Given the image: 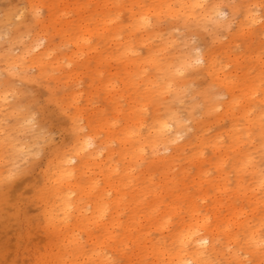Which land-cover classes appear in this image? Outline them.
I'll return each instance as SVG.
<instances>
[{
	"label": "bare ground",
	"instance_id": "bare-ground-1",
	"mask_svg": "<svg viewBox=\"0 0 264 264\" xmlns=\"http://www.w3.org/2000/svg\"><path fill=\"white\" fill-rule=\"evenodd\" d=\"M87 1L91 9L77 0L76 15L70 20L65 0L60 10L48 2L43 18L38 14L43 0H28L30 21L17 23L9 42L10 46L18 42L19 50L8 46L0 55L9 76L32 65L50 77L59 73L88 75L90 81L97 77L112 109V117L97 108L85 115V107L77 104L80 91L71 92V142L53 153L42 175V192L52 199L45 203L50 219L52 210H58L64 226L71 218L74 226L75 220L72 232L61 227L63 247L79 249L78 235L86 231L84 224L97 223L107 232V239H102L103 233L88 231L94 252L82 262L103 259L105 241L112 242L110 250L126 256L130 264L134 258L139 259L137 264H220L219 256L224 264H245L244 255L254 253L262 259L259 225L263 218L254 222L237 204L246 202L252 210L264 206V169L242 147L257 136L264 148V56L256 51L240 61L233 58L234 70H228L227 62L218 60L210 48L195 55L169 56L171 41L159 32L161 18L195 32L209 21L219 23V0ZM242 2L236 29L242 30L243 24H249V30L255 24L264 28V14L255 9L264 7V2ZM123 10L128 12L127 21L122 19ZM50 25L59 44H70L69 51H55L59 44L50 38ZM26 35H30L28 41ZM195 60L203 63L196 73ZM191 67L195 77L204 75L205 85L198 82L192 89L206 101L205 116L195 124L194 133L179 142L186 125L171 103L191 88ZM223 90L228 96L219 100ZM7 95L8 88H0V110ZM223 119L228 120L227 127L214 130ZM28 120L23 113L22 128ZM254 125L258 131H252ZM172 127L175 130L170 133ZM6 145L19 149L0 123V160ZM165 148L172 150L166 154Z\"/></svg>",
	"mask_w": 264,
	"mask_h": 264
},
{
	"label": "rangeland",
	"instance_id": "rangeland-1",
	"mask_svg": "<svg viewBox=\"0 0 264 264\" xmlns=\"http://www.w3.org/2000/svg\"><path fill=\"white\" fill-rule=\"evenodd\" d=\"M50 1L54 2L58 10L64 6L62 0H43L38 9L41 18L46 16V5ZM65 1L70 10L67 18L72 20L76 15V10L73 8L77 6V0ZM78 1L88 4L87 0ZM261 1V3L264 2V0ZM127 2L126 0L124 3ZM242 3V0H219L220 11L219 14H216V18L219 23L227 20L229 26L209 21L205 28L199 26L200 28L194 32L180 24H173L168 17L161 18L160 24H158L159 32L164 37L168 35L167 37L171 41L169 56L180 57L187 52L195 55L210 48L218 60H222L223 63L227 62L228 70L236 68L233 58L240 61L243 60V56L247 57L256 51L264 56V28L260 24H255L251 30L248 29L249 24H243L242 30L236 29V23L240 19L243 8ZM88 5L91 9L92 3L90 2ZM234 9L236 11H233ZM255 9L257 14H264L263 6H255ZM121 15L122 19L128 20L126 10H123ZM20 21H30L28 0H0V55L6 47L10 46L9 42L14 34V28ZM21 27H23L22 24ZM48 28L50 38L59 44L60 38L55 33L53 26L50 25ZM24 38L28 41L30 35H26ZM45 41L42 39L43 43ZM18 45V42H14L10 47L14 52H17L19 50ZM70 48L69 43L61 42L55 51L63 53L69 51ZM247 61L242 62V65H245ZM201 62L200 60L193 62L194 73L200 71V66L203 64ZM192 67L188 72L193 74ZM35 68L32 65H27L19 74L9 76L4 67L3 57L0 56V88L4 86L8 88L7 100L0 110V123L8 128L10 137L19 147L18 150H14L6 145L3 148V160H0V264H130L126 256L110 250L112 245L110 241H105L106 254L103 259L82 262L83 257L94 252L92 243L87 237L88 231L94 235L103 233L102 239H107V232L102 231L101 224H84L86 231H82L78 235L79 249L69 251L62 245V234L60 233L62 225L63 231L72 232L75 220L74 226L71 225L73 218L68 220V226H64L63 214L59 213L58 210H52L53 217L50 219L45 205L50 204L52 199L47 197L46 192H42V175L46 163L53 153L68 146L71 142L68 118V115L74 110L71 92L80 91L81 95L77 98V104L85 107V115L86 113L93 114V108H97L99 110L104 109L105 115L112 117V109L109 101L105 99V92L99 86L97 77L93 81H90L88 75L68 77L59 73L50 77L39 74L38 69L35 70ZM194 68H197V71ZM200 74L197 75L199 78L193 74L191 88L184 92L180 100L171 103V106L177 110L186 125L182 137L178 139L179 142L188 139L195 131V124L205 116L203 111L206 101L198 92L193 90L200 83V85H205L204 78H201L204 75L201 74L202 76H200ZM261 84L263 87L264 78H262ZM213 87L215 88V84ZM224 92L223 90L219 94V100L227 98L228 95ZM166 95L171 97V93ZM88 97L89 101L87 102ZM120 100V104L125 108L124 99L121 98ZM191 108L194 110H192L193 115L190 112ZM147 110L149 111L150 108L148 107ZM163 110L161 108L160 112ZM23 113L29 117L25 128H22L20 123ZM226 121L228 122V120L223 119L218 122L214 126V130L225 129L227 127ZM251 129L258 131V126L254 125ZM174 130L175 128L172 127L170 133ZM99 132L103 131L99 129ZM99 135L103 136L102 133ZM250 140L249 143L242 144V147L251 152L258 168L264 169V148L259 145L257 136L254 139L250 138ZM171 150V148L162 149L163 153L166 154L170 153ZM206 154L210 155L211 152L206 150ZM146 161L147 159L144 160V163ZM177 161L184 162L185 160L179 159ZM230 175L233 176V172ZM245 178H248V174L245 175ZM230 180L232 181V178ZM237 205H242L247 216L251 217L254 222L258 223V218H263L261 219L262 225H259V233L264 245V206L258 205L252 210L250 208L253 206L246 202L239 201ZM110 216L111 214L108 217L105 216L103 222L108 221ZM156 234V232H152L153 236ZM221 238L224 240L222 235ZM238 238L240 241L242 240L241 233H238ZM244 256V261H247L245 264H264V257L259 260L255 253ZM219 257L220 264H224V258ZM133 261H135L134 264H137L139 259L134 258ZM147 261H151L150 256H148Z\"/></svg>",
	"mask_w": 264,
	"mask_h": 264
}]
</instances>
